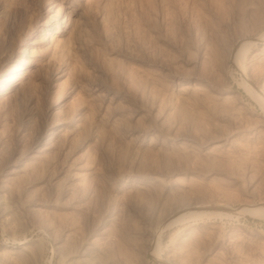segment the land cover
<instances>
[{
  "label": "rangeland",
  "instance_id": "obj_1",
  "mask_svg": "<svg viewBox=\"0 0 264 264\" xmlns=\"http://www.w3.org/2000/svg\"><path fill=\"white\" fill-rule=\"evenodd\" d=\"M55 1L81 5V17L74 18L86 25L78 42L64 36L56 49L46 48L42 19ZM143 2L151 9L142 14L136 11L137 0H0V77L12 71L22 46L38 59L18 94L0 86V264H161L146 252L157 222L194 202L206 205L164 232L162 256L170 255L175 264H264V215L237 209L264 201V108L246 88H264V0ZM244 39L248 48L240 65L230 53ZM31 40L38 42L30 45ZM56 50L63 54L49 59ZM59 62L66 76L56 78ZM222 90L229 92L219 94ZM96 94H103V108L81 118L89 129H68L74 120L43 149L39 133ZM159 96L171 104H162ZM112 100L120 107L105 122L103 111ZM59 101L63 107L51 114L50 104ZM169 107L173 115L167 118L177 120L166 118ZM231 112L241 119L233 120ZM116 115L123 120L115 121ZM159 121H168L160 130L169 124V131L158 136L153 127ZM130 124L136 131L148 127V135L133 137ZM218 130L231 135L226 141L232 139L219 156L209 153L221 139ZM79 158L96 170L85 178H68V172H77L69 163ZM220 203L229 208L217 207Z\"/></svg>",
  "mask_w": 264,
  "mask_h": 264
},
{
  "label": "bare ground",
  "instance_id": "obj_2",
  "mask_svg": "<svg viewBox=\"0 0 264 264\" xmlns=\"http://www.w3.org/2000/svg\"><path fill=\"white\" fill-rule=\"evenodd\" d=\"M53 1V0H52ZM95 1V0H94ZM97 1V0H96ZM106 1V0H105ZM138 1V5L136 6V11H137V13L138 12H144V13H146L145 11L146 10H148V8H149V3H147V2H143V0H137ZM92 2H93V0H92ZM65 3H67V4H63V5H61V4H59V3H57L56 1L55 2H53V4H48L49 6L47 7V10H46V12L42 15V19H43V24H45L47 27H46V35H48V40H47V42H49L48 43V45L46 46V48H50V47H55V49L62 43L61 42V40L63 39V37L64 36H67V38L70 40L71 38L73 39L72 41H74V40H77V37L79 36V34H81L82 32H83V29L86 27V25H83V24H85L84 23V21L82 20L81 21V18L79 19L78 17L75 19L74 18V16H80V6L78 7V4L77 5H73V4H71L70 2H65ZM79 3V2H78ZM97 3V2H96ZM80 4V3H79ZM95 4V3H94ZM105 4H106V2H105ZM99 5V4H98ZM98 5H92V3H91V6H94V9L98 6ZM87 6V5H86ZM96 6V7H95ZM100 7V5L98 6V8ZM102 7V6H101ZM100 7V8H101ZM103 7H105V5L103 6ZM151 7V6H150ZM56 8V9H55ZM89 8V7H88ZM97 8V9H98ZM112 8V7H111ZM91 9V8H90ZM96 9V10H97ZM104 9V8H103ZM103 9H102V12H104L103 11ZM149 9H151V8H149ZM93 10V9H92ZM95 10V11H96ZM100 11H101V9H99ZM98 10V11H99ZM82 11V10H81ZM127 11V10H126ZM135 11V12H136ZM111 12H113V11H111ZM111 12H110V14H111ZM140 13V15H142ZM91 14V13H90ZM92 14H93V12H92ZM97 14V13H96ZM109 14V15H110ZM59 16V17H57V16ZM82 15V14H81ZM145 15V14H144ZM56 18H55V17ZM103 16H104V13H103ZM81 17V16H80ZM145 18V17H144ZM83 19V18H82ZM102 19H104V18H102ZM107 21H108V19L107 18H105ZM104 19V23H105V20ZM148 20V19H147ZM103 23V24H104ZM83 26H85V27H83ZM148 25L146 24V27H147ZM145 28V27H144ZM147 28H150V27H147ZM85 33V31L83 32V34ZM85 35V34H84ZM81 36V35H80ZM261 36L262 37H264V34L263 35H260V38H261ZM47 37V36H46ZM257 37V36H256ZM66 38V39H67ZM76 38V39H75ZM80 37H78V39H79ZM84 38V37H83ZM246 39V38H245ZM240 40V41H238V44H240L239 45V47H238V49H236V51L235 50H233L232 49V52L230 53V57H231V59H233V60H235L236 61V63H241V61H240V59L244 56V55H242V53H244L242 50L244 49V46H245V42H247L246 40ZM248 39V38H247ZM250 39V38H249ZM256 39V38H255ZM80 40V39H79ZM83 40V39H82ZM259 40V39H258ZM38 41H36V40H31L30 42H29V44L30 45H33V44H36ZM71 42V41H70ZM77 42H78V40H77ZM81 42V41H80ZM254 42V41H253ZM255 42H256V40H255ZM42 43V42H41ZM73 43V42H72ZM249 43V44H248ZM248 45H250V43L252 44V41H248ZM74 44V43H73ZM76 44H78V43H76ZM245 47H247V46H245ZM66 48V47H65ZM69 48V47H68ZM248 48V47H247ZM64 49V48H63ZM51 50V49H50ZM247 50V49H246ZM13 51V50H12ZM48 51V50H47ZM58 50H56L55 52H53L50 56H49V59H50V57H52L51 58V60L54 58L55 59V57L57 56V55H59V56H61L62 54H63V52L60 50V51H58ZM42 52V51H41ZM70 52H71V54L73 55V53H72V51L70 50ZM40 54V53H39ZM41 55V54H40ZM44 55V54H43ZM68 55V54H67ZM65 56V57H68V56ZM16 57H15V66L12 68V71H10L9 73H7V74H5V75H3V78L2 77H0V83H2V85H0L1 87H2V90H4V92H6V90L3 88V86H6L7 87V92L9 93L10 91H12V90H16V92L18 91L19 92V90H20V88H22L24 85H26L27 83H28V81H26V82H24L25 80H27L26 78H25V76H26V73L27 72H30V69H29V67L32 65V66H34V65H36L38 62V59L36 58V56L29 50V48L28 47H26V46H22V47H20L19 48V50L17 51V55H15ZM45 56V55H44ZM74 57H75V55H74ZM9 58H11V57H9ZM8 58V59H9ZM47 58H48V56H47ZM57 58V57H56ZM70 58V57H69ZM72 58V57H71ZM210 58V57H209ZM63 59H64V57H63ZM62 59V60H63ZM243 59V58H242ZM57 60V59H56ZM66 60H69V59H67L66 58ZM66 60H64V62L66 61ZM72 60V59H71ZM76 60H78L77 58H76ZM70 61V60H69ZM79 61V60H78ZM43 62V61H42ZM68 63H70V64H68V65H71V62H68ZM74 63V62H73ZM48 64V63H47ZM56 64V63H55ZM60 64H61V62H59V66L56 68V74H57V77L56 78H60V77H62V76H64L65 74H66V68H61V66H60ZM65 64V63H64ZM77 64V63H76ZM54 65V64H53ZM57 65V64H56ZM55 65V66H56ZM62 65V64H61ZM67 65V64H66ZM241 65V64H240ZM65 66V65H64ZM73 65H71V66H69V68L67 67V69H71V67H72ZM77 66H78V64H77ZM54 68V67H53ZM77 68V67H76ZM240 69V68H239ZM244 69V68H243ZM108 71V70H107ZM128 71V70H127ZM133 71V70H132ZM246 71V70H245ZM75 71H74V69H73V72H71V73H74ZM83 72V71H82ZM82 72H81V74H82ZM116 72V71H115ZM125 72V71H124ZM129 72V71H128ZM135 71H133V73H134ZM54 73V72H53ZM121 73V72H120ZM247 73V72H246ZM67 74H68V71H67ZM113 74H115V73H113ZM125 74V73H124ZM132 74V73H131ZM77 75V74H76ZM120 75V74H119ZM134 75H135V73H134ZM134 75H131V76H133L134 77ZM138 75H139V73H138ZM195 75V74H194ZM66 76V75H65ZM79 76H82V75H79ZM78 76V78H80ZM111 76H112V74H111ZM128 76H129V73H128ZM136 76V75H135ZM141 76H143V75H141ZM144 76H146V75H144ZM71 77V76H70ZM74 77H75V75H74ZM73 77V78H74ZM122 77V76H121ZM125 77V76H124ZM123 77V78H124ZM127 77V76H126ZM133 77H130V78H133ZM139 76H137V78H138ZM148 77V76H147ZM76 78V77H75ZM74 78V79H75ZM117 78V77H116ZM120 77H118V79H119ZM128 78V77H127ZM136 77H135V79H137ZM140 79H141V77H139ZM149 78V77H148ZM25 79V80H24ZM82 79V77L80 78V80ZM114 78H112V80H113ZM145 79V78H144ZM150 79V78H149ZM149 79H148V81H149ZM189 79V78H188ZM196 79V78H195ZM117 80V79H116ZM124 80V79H123ZM125 80H127L126 78H125ZM133 80V79H132ZM138 80V79H137ZM146 80V79H145ZM186 80V79H185ZM184 80V81H185ZM114 81V80H113ZM120 81H121V79H120ZM135 81L136 80H133V83H135ZM139 81V80H138ZM137 81V82H138ZM142 81V80H141ZM140 81V82H141ZM144 81V80H143ZM90 82V81H89ZM88 82V83H89ZM125 82V81H124ZM129 82V85H130V83L132 82L131 80L129 81V79L127 80V83ZM140 82H138L139 84H140ZM146 82V81H145ZM150 82V81H149ZM82 83V82H81ZM85 83H87V82H84V87L86 86L85 85ZM88 83H87V85H88ZM100 83V82H99ZM116 83V82H115ZM148 82H146V83H144V84H147ZM153 83H154V81H153ZM81 84V85H82ZM93 84V83H92ZM95 84V83H94ZM119 84V83H118ZM126 84V83H125ZM125 84L123 85V87H126L127 89H131L130 91H132L133 89H136L137 90V88H134L133 86H134V84H131V85H133L132 87L133 88H131L129 85H126L125 86ZM143 84V85H144ZM150 84V83H149ZM149 84L148 85H146V86H148L149 87ZM151 84H152V82H151ZM196 84V83H195ZM80 85V86H81ZM96 85V84H95ZM99 85V84H98ZM135 85H138V84H136L135 83ZM154 84H152L151 85V87L153 86ZM159 85V84H158ZM179 85V84H178ZM182 85V84H181ZM194 85V84H193ZM74 86H75V84H74ZM71 87L70 88V92L71 91H74V89H75V87ZM77 86V85H76ZM97 86V85H96ZM101 86V85H100ZM130 88H129V87ZM0 87V88H1ZM83 87V86H82ZM81 87V88H82ZM83 87V88H84ZM137 87V86H136ZM142 87V86H141ZM147 87V88H148ZM180 87V86H179ZM182 87V86H181ZM196 87V86H195ZM194 87V88H195ZM82 88V89H83ZM144 88V87H143ZM146 88V87H145ZM156 88V87H155ZM200 88H201V86H200ZM247 88V91L252 95V97H254L259 103H260V105L264 108V88H259L258 89V91H256V90H254L253 88H250L249 86L248 87H246ZM107 89L110 91V89H109V87H107ZM139 89V88H138ZM150 88H148V90H149ZM157 89V88H156ZM160 89V88H159ZM158 89V90H159ZM162 90L164 89V88H161ZM108 90H107V93L108 94H110V92H108ZM135 90V92H136V94H137V91L139 92V90H137L136 91ZM153 90V88H151V91ZM196 90V89H195ZM201 90V89H200ZM129 91V90H128ZM141 91V90H140ZM143 91V90H142ZM144 91H146V90H144ZM143 91V92H144ZM150 91V90H149ZM150 91V92H151ZM154 91V90H153ZM161 91V90H160ZM182 91V90H181ZM18 92L16 93V94H18ZM121 92V91H120ZM133 92V91H132ZM142 92V93H143ZM169 92V91H168ZM179 92V91H178ZM183 92H185V91H183ZM227 92H229V91H226V90H222V91H219L218 93L219 94H224V93H227ZM105 93V92H104ZM118 93V92H117ZM126 93V92H125ZM129 93V92H128ZM140 93V92H139ZM146 93V92H145ZM152 93V92H151ZM156 93V92H155ZM157 93H158V91H157ZM161 93V95H162V92H160ZM159 93V94H160ZM163 93H164V91H163ZM165 93H167V92H165ZM164 93V94H165ZM177 93V92H176ZM187 93V92H186ZM0 94H2L1 92H0ZM20 94V93H19ZM135 94V95H136ZM147 94V93H146ZM148 94H150V93H148ZM163 94V95H164ZM134 94L132 93V96H133ZM140 95V94H139ZM154 95H156V94H154ZM169 95V94H168ZM177 95V94H176ZM181 95H182V97H181V101H182V99H184L183 98V94L181 93ZM185 95V94H184ZM102 96V97H101ZM105 96H106V94H104V98H105ZM113 96V95H112ZM112 96H110L109 95V97H112ZM126 96V95H125ZM152 95H150V97H151ZM165 96H166V94H165ZM172 96H173V94H172ZM180 96V95H179ZM220 96V95H219ZM224 96V95H223ZM107 97V96H106ZM121 97V96H120ZM129 97H130V95H129ZM149 97V96H148ZM160 97V96H159ZM159 97H157L158 98V102H159ZM164 97V96H163ZM162 96L160 97V98H162L160 101H162V104H163V102H164V105H168V103H170L171 104V102H169V101H167L168 99H167V97H166V99L167 100H165L164 98H163ZM170 97V96H169ZM186 97H187V95H186ZM220 97H222V96H220ZM92 98V99H91ZM91 98H90V100L89 101H84V104H83V106H82V104H81V106H80V108H79V111H77V112H75L74 114H72V115H67V116H63L64 114H62V118L60 117L59 119H60V121L58 120V121H56L54 124L52 123V125L51 126H49L48 125V127L47 128H45L43 131H41L40 133H39V142L43 145V149H48L49 147H50V145H51V143L54 141V140H57V138L59 137V136H61V134H64V133H62V132H64V130H65V127H67V125H72V122L75 120V122H74V125H72L73 126V128L71 129V127L70 128H68V129H70V130H72L73 132H79L78 130L80 129H82L83 127H84V129H86V128H88V127H86L85 128V126H83L82 127V125L84 124L83 122H81V118L83 117V116H87V117H91L92 118V115L94 114V113H96V108H103V105L101 104L102 102H103V94L102 95H99V94H96V95H94L93 97H92V95H91ZM99 98V99H98ZM125 98V97H124ZM135 98V97H134ZM141 98V97H140ZM139 98V99H140ZM143 98H145V97H143ZM153 98V97H152ZM173 98H174V96H173ZM175 98H176V96H175ZM223 98H228V96H225V97H223ZM112 99V98H111ZM126 99V98H125ZM132 99V98H131ZM137 99V98H136ZM148 99V98H147ZM156 99V98H155ZM170 99V98H169ZM188 99V98H187ZM85 100H87V99H85ZM92 100V101H91ZM108 100V99H107ZM117 100V99H116ZM119 100V99H118ZM117 100V101H118ZM124 100V99H123ZM128 100V99H127ZM133 100H135V99H133ZM142 100V99H141ZM173 100V99H172ZM179 100V99H178ZM102 101V102H101ZM113 101V100H112ZM119 101H121V99L119 100ZM116 102V103H119L120 104V102ZM138 101V100H137ZM140 101V100H139ZM145 101V100H144ZM156 101H157V99H156ZM171 101V100H170ZM185 101L186 100H184L183 101V103H185ZM64 102V101H63ZM62 101H59V102H52V103H54V104H50V111H51V114H54V113H57L59 110H61V108L63 107V105H64V103H63ZM101 102V103H100ZM122 102H125V101H122ZM128 102V101H127ZM129 102H132V101H129ZM143 102V101H142ZM141 101L139 102V103H142ZM147 102V101H146ZM146 102H145V104H146ZM168 102V103H167ZM176 102V101H175ZM178 102V101H177ZM82 103V102H81ZM112 104H111V106H110V104H109V106H107L108 108H105V110L103 111L104 112V114H105V117L106 118H104V119H106V121L105 122H107L108 121V118L110 117V116H114L115 115V112L118 110V108L120 107V105H116L115 103H114V101L113 102H111ZM126 103V102H125ZM136 103V102H135ZM173 104L175 105V103L173 102ZM172 104V106H174ZM177 104H179V102L177 103ZM176 104V105H177ZM181 104V103H180ZM179 104V105H180ZM122 105V104H121ZM149 105H151L150 107L152 108V106H154V105H152V104H150L149 103ZM149 105L147 106V105H144V107L145 106H147L148 108H150L149 107ZM49 106V105H48ZM95 106V107H94ZM105 106V105H104ZM143 106V105H142ZM158 105H156V108H154L155 110L159 107H157ZM170 106V105H169ZM171 106V107H172ZM178 106V105H177ZM176 106V107H177ZM78 107H79V105H78ZM122 107H123V109H125L124 107H125V105H122ZM144 107H143V109H144ZM182 107V106H181ZM180 106L179 107H177V109H175V110H178V109H180L181 108ZM235 107V106H234ZM241 108V107H240ZM239 108V109H240ZM88 109H89V111H88ZM100 109V110H101ZM135 109H136V106H135ZM142 109V110H143ZM162 108L160 107V110H161ZM173 109H174V107H173ZM232 109H236V108H232ZM232 109H230V111L232 110ZM99 110V109H98ZM145 110H147L148 111V109H145ZM153 110V109H152ZM159 109H157V111H158ZM240 110H242V109H240ZM122 111H124V110H122ZM144 111V110H143ZM162 111V110H161ZM166 111H168V112H165L167 115H166V118L167 117H169V115H170V113H172V112H170V107L166 110ZM180 111H181V109H180ZM180 111H179V113L178 114H180ZM230 111H229V113H230ZM74 112V111H73ZM98 112V111H97ZM151 112V111H150ZM155 113H156V111H154ZM228 112V111H227ZM240 112V111H239ZM71 113H72V110H71ZM120 113V112H119ZM122 113V112H121ZM148 113V112H147ZM159 113H160V111H159ZM164 113V112H163ZM228 113V114H229ZM91 116H90V115ZM103 113H101V115H102ZM146 114V113H145ZM151 114V113H150ZM149 114V115H150ZM161 114H162V112H161ZM243 114V113H242ZM148 115V116H149ZM152 115H154V113L152 114ZM165 115V114H164ZM163 115V116H164ZM172 115H173V113H172ZM172 115H170V116H172ZM174 118L176 117V113H174ZM181 115V114H180ZM227 115V114H226ZM160 116V115H159ZM177 116H179V115H177ZM118 117H119V115H118ZM154 117H155V115H154ZM157 117H158V115H157ZM157 117H155V119L157 118ZM180 117V116H179ZM226 117V116H225ZM230 117L233 119V120H240L241 118H239V117H237L236 116V114H235V112H231V115H230ZM94 118V117H93ZM113 118H117V115L115 116V117H113ZM165 118V117H164ZM165 118V119H166ZM177 118V117H176ZM237 118V119H236ZM89 119V118H88ZM120 119H122L123 120V118H120ZM120 119H118L117 118V120L115 119V121H117L118 122V120H120ZM152 119H153V117H152ZM158 119V118H157ZM167 119H171L172 121H175V120H177V119H172V117L171 118H167ZM179 119V118H178ZM181 119V118H180ZM85 120V119H84ZM83 120V121H84ZM90 120V119H89ZM125 120V119H124ZM161 120V119H160ZM168 120V121H169ZM230 120V119H229ZM92 121V120H91ZM94 121V120H93ZM92 121V122H93ZM98 121V120H97ZM96 121V122H97ZM121 121V120H120ZM127 123H128V121L127 120H125ZM125 121H123L124 123H125ZM153 121H154V119H153ZM156 121V120H155ZM154 121V122H155ZM164 122V121H159L160 123H159V127H158V124H157V122H156V124L154 125V129L156 130V134H158V136H159V134H162L163 135V131H164V129L166 130V131H169V129L167 130V128H166V126H168V128H169V124H165L166 126H164L165 128H163L162 130V132H161V128L163 127V125H164V123H169V122ZM86 122V121H85ZM95 122V121H94ZM114 122V121H113ZM83 123V124H82ZM87 123V122H86ZM88 123H89V121H88ZM104 123V122H103ZM109 123V122H108ZM107 123V124H108ZM121 123V122H120ZM123 123V124H124ZM230 123H231V121H230ZM234 123V122H233ZM90 124V123H89ZM93 124H95V123H93ZM97 124H98V122H97ZM116 124V123H115ZM118 125H119V123H117ZM122 124V123H121ZM174 124V123H173ZM214 124V123H213ZM236 124V123H235ZM234 124V125H235ZM105 125V124H104ZM131 125V124H130ZM130 125H129V127H130ZM148 125V124H147ZM146 125V126H147ZM152 125V124H151ZM161 125V126H160ZM215 125V124H214ZM220 125V124H219ZM232 125V124H231ZM230 125V126H231ZM231 126V127H233V128H235L236 129V127L235 126ZM237 125V124H236ZM52 126H54V127H52ZM112 126H113V129H115L114 127V125L112 124ZM122 126V125H121ZM133 125H131V130H132V132L131 133H135V136H133V137H137L138 135H142L143 137L144 136H147L148 135V132H149V129H148V127H144V128H142V127H139V128H142V129H140L139 131L137 130H135L133 127H132ZM135 126V125H134ZM153 126V125H152ZM152 126H149V128L150 127H152ZM218 126V124L216 125V127ZM82 127V128H81ZM90 127V126H89ZM222 127V126H221ZM240 127V126H239ZM105 128V127H104ZM220 128V126L217 128V129H219ZM233 128H232V131H234L233 130ZM238 128V127H237ZM49 129V130H48ZM84 129H83V132H84ZM89 129V128H88ZM91 129V128H90ZM101 129H102V126H101ZM107 129V128H106ZM111 129H112V127H111ZM118 129V128H117ZM120 129V128H119ZM118 129V130H119ZM240 129V128H239ZM69 130V131H70ZM118 130H114L115 132H117ZM124 130V129H123ZM130 130V129H129ZM219 130H222V128L221 129H219ZM219 130H218V134L221 136V139H218L217 138V140L219 141L217 144H215V145H213V147L209 150V153H211V154H214V155H217V156H219L220 154H219V152L220 151H223V147H225L228 143H226V142H230L232 139H228V141H226V139H227V137H229V136H231L230 134H228V132L227 133H223V131H222V133L220 134L219 133ZM230 130V129H229ZM228 130V131H229ZM238 130V129H237ZM67 131V130H66ZM66 131H65V133H66ZM71 131V132H72ZM107 131H109V130H106V132ZM122 131V130H121ZM150 131H152V128H151V130ZM227 131V130H226ZM236 131V130H235ZM70 132V133H71ZM76 132V133H77ZM105 132V131H104ZM109 132H111V131H109ZM124 132V131H123ZM125 132H127V131H125ZM221 132V131H220ZM230 133H232L231 131H229ZM69 133V132H68ZM69 133V134H70ZM155 133H153V134H155ZM166 132L164 131V134H165ZM72 134V133H71ZM81 134H84V133H81ZM80 134V135H81ZM117 134V133H116ZM121 133H120V130H119V135H120ZM136 134H137V136H136ZM152 134V135H153ZM167 134H168V132H167ZM212 134V133H211ZM211 134L209 135L210 137L208 138V141L211 139ZM68 135V134H67ZM77 135H79V134H76V136ZM118 135V136H119ZM62 136H64V135H62ZM116 136V135H115ZM114 136V137H115ZM141 136V137H142ZM216 136L218 137V135L216 134ZM215 136V137H216ZM219 136V137H220ZM65 137V136H64ZM121 137H123V135L121 136L120 135V138ZM125 137V136H124ZM154 137H156V140H157V136H154ZM161 137V136H160ZM164 137H168V136H164ZM163 137V138H164ZM77 138H78V136H77ZM119 138V137H118ZM162 138V137H161ZM124 139V138H123ZM160 139V138H159ZM197 139V138H196ZM198 139H200V138H198ZM224 140V141H222V142H220L221 140ZM67 140V139H66ZM152 140H153V138H152ZM154 140H155V138H154ZM156 140H155V142H156ZM190 140V139H189ZM193 140V139H192ZM204 140H207L206 138L204 139ZM204 140H203V142L201 143V144H204L205 142H204ZM212 140H216V139H212ZM216 140V141H217ZM64 141V140H63ZM117 141V140H116ZM66 142V141H65ZM124 142V141H123ZM150 142H151V140H150ZM191 142V141H190ZM192 142H194V141H192ZM232 142V141H231ZM231 142L229 143V144H231ZM237 142V141H236ZM64 143V142H63ZM63 143H62V145H63ZM234 143V142H233ZM238 143V142H237ZM61 144V143H60ZM124 144V143H123ZM154 144V143H153ZM194 144V143H193ZM236 144V143H235ZM244 144V143H243ZM152 145V144H151ZM197 145H198V143H197ZM199 145H200V142H199ZM198 145V146H199ZM245 145V144H244ZM121 146V145H120ZM231 146V145H230ZM233 146V145H232ZM236 146V145H235ZM235 146H233L234 148H236ZM239 145H237V147H238ZM61 147V146H60ZM232 147V148H233ZM240 147V146H239ZM124 148V147H123ZM155 148V147H154ZM157 148H158V146H157ZM241 148V147H240ZM122 149V148H121ZM238 149V148H237ZM242 149H243V147H242ZM159 150V149H158ZM241 150V149H240ZM116 151H117V149H116ZM115 151V152H116ZM121 151V150H120ZM123 151V150H122ZM124 152V151H123ZM222 154V153H221ZM120 155V154H119ZM122 156V155H121ZM137 156V155H136ZM80 159V158H79ZM78 159V160H79ZM76 161L75 159L74 160H71V162L69 163V168H71L72 170H76L77 172H75V171H70V172H68V174H67V177L69 178V177H73V179H75V178H78V177H80V176H84V178L87 176V175H89V174H91L92 173V171H95L96 169L94 168V170H92L93 168H91V167H93V166H91V167H87V164H85V163H83V160L82 159H80V160H82V162H80V161ZM70 161V160H69ZM87 161V160H86ZM85 162V161H84ZM132 172H133V170H131ZM134 171H136V170H134ZM79 173H80V175H79ZM127 174V173H126ZM136 176V175H135ZM127 177H128V175H127ZM83 178V177H82ZM83 178V179H84ZM156 178V177H155ZM133 179V178H132ZM134 180V179H133ZM132 181V180H131ZM133 184V183H132ZM138 184V183H137ZM141 185V184H140ZM136 186H138V185H136ZM142 186V185H141ZM97 188V187H96ZM98 189V188H97ZM100 189V188H99ZM99 191V190H98ZM97 191V192H98ZM100 193H101V191H100ZM206 204H204V203H200V202H194V203H190V204H186V205H181V206H177V207H175L174 209H172L171 211H168L166 214H164V217L162 216L161 217V220H159V222H157L158 224H157V234H153L151 237H150V239H149V242H148V245H147V248H146V252H147V254H150V255H152L153 257H156V258H158L160 261H161V264H175V262H173L171 259H170V255H166V256H162L161 255V253H160V246H161V240H162V238H163V235H164V232L167 230V229H169L171 226H173L174 224H176V223H178V222H180L181 220H183L184 218H185V216L187 215V214H193L192 212H194V210L195 209H197V208H201V207H203V206H205ZM217 207H225V208H229L227 205H224V204H222V203H220V204H217L216 205ZM237 209H239V210H243V211H248V212H250V213H252V214H257V215H264V201H260V202H258V203H252V204H246L245 206L244 205H242L240 208H237ZM189 212V213H188ZM211 229H214V227L213 226H209ZM237 239H238V237H236V238H234V237H229L228 238V240H236L237 241ZM242 264H248V261L247 260H243L242 261Z\"/></svg>",
  "mask_w": 264,
  "mask_h": 264
}]
</instances>
